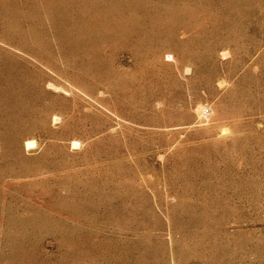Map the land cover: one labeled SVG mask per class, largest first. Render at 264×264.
I'll return each mask as SVG.
<instances>
[{"label":"rangeland","instance_id":"rangeland-1","mask_svg":"<svg viewBox=\"0 0 264 264\" xmlns=\"http://www.w3.org/2000/svg\"><path fill=\"white\" fill-rule=\"evenodd\" d=\"M0 264H264V0H0Z\"/></svg>","mask_w":264,"mask_h":264},{"label":"bare ground","instance_id":"bare-ground-1","mask_svg":"<svg viewBox=\"0 0 264 264\" xmlns=\"http://www.w3.org/2000/svg\"><path fill=\"white\" fill-rule=\"evenodd\" d=\"M87 4L93 5L89 3ZM114 7L111 8L110 6V8L106 11L94 7L92 10L93 14H95L96 17H94L91 21H88L86 17L89 10L85 4L80 8H74L70 12L71 32L79 38V40L77 41V46H85L88 44H94L97 41L103 42L108 40L109 38L118 37L120 31H123L124 37L127 35H133L138 31V29L135 28V24L136 22L140 21L138 19L139 17L136 16L135 11L133 13L132 10H128L126 14V11L124 9ZM83 9H85L86 12L83 11ZM25 143L28 147L33 144V141L28 140Z\"/></svg>","mask_w":264,"mask_h":264},{"label":"built area","instance_id":"built-area-1","mask_svg":"<svg viewBox=\"0 0 264 264\" xmlns=\"http://www.w3.org/2000/svg\"><path fill=\"white\" fill-rule=\"evenodd\" d=\"M207 111H208V110L205 108V109H204V113H206Z\"/></svg>","mask_w":264,"mask_h":264}]
</instances>
